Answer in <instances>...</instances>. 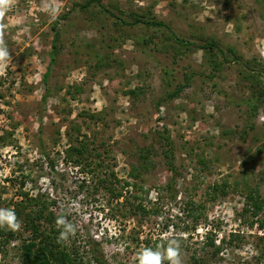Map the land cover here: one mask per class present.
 <instances>
[{
  "label": "rangeland",
  "instance_id": "obj_1",
  "mask_svg": "<svg viewBox=\"0 0 264 264\" xmlns=\"http://www.w3.org/2000/svg\"><path fill=\"white\" fill-rule=\"evenodd\" d=\"M101 1L116 17L98 5L83 9L85 0H57V15L51 0H16L5 13L12 60L0 76V209H14L24 193L44 195L74 232L69 243L87 256L88 239L96 240L108 264H139L168 247L181 249L180 264H264V227L240 215L251 189L264 198V102L251 105L264 92V0ZM134 15L166 27L126 24ZM56 22L58 53L45 81ZM174 36L217 42L238 60L216 70L213 51L177 49ZM165 130L175 173L166 164ZM82 140L93 167L106 168L99 189L98 175L66 156ZM143 149L153 165L134 180ZM107 185L125 197L113 199ZM130 193L138 196L131 203ZM140 203L149 214H132ZM210 231L222 247L217 257L206 244ZM20 247V239L0 241V264H22Z\"/></svg>",
  "mask_w": 264,
  "mask_h": 264
},
{
  "label": "trees",
  "instance_id": "obj_2",
  "mask_svg": "<svg viewBox=\"0 0 264 264\" xmlns=\"http://www.w3.org/2000/svg\"><path fill=\"white\" fill-rule=\"evenodd\" d=\"M85 4L81 7L83 9H90L93 6L102 7L103 11L112 17H116L115 13L109 10L106 6L103 5L101 0H85ZM135 19L133 22H126L128 25H136L138 23H144V25L148 27L154 28H162L166 27V25L160 21L155 20L154 18H146L144 16L134 15ZM53 30L55 32V38L53 42V49L51 51V64L49 66L48 72L45 74L44 79L47 81L51 74V67L56 61V54L58 53L57 42L60 39V31L58 29V23L56 22L53 25ZM175 41L177 42V49L180 47H185L193 51V50H207L210 49L213 51V58L210 60L211 66L219 70L226 63L236 62L238 60V55L235 49L228 48L227 51L217 48V42H208L204 45H198L191 41L180 40L176 36H174ZM229 54H233L231 57ZM226 55V56H225ZM231 58V59H230ZM234 60V61H233ZM223 61H226L223 63ZM189 84V79H186L185 85H181L175 90L168 93V100H173L178 97L182 90H184L185 86ZM131 95L136 96L138 91L132 90L130 91ZM256 100H251L253 102L254 109L258 108V101L264 102V92L263 90H259L258 96H255ZM47 101V96L44 97V102ZM80 131V128H78ZM167 131L165 130L163 134H161L162 140L166 141L169 148L165 152L166 164L170 172L175 173V158L173 154V142L170 136L165 135ZM66 156L70 161H74L76 165L81 166L85 165L89 168L92 174L98 175L100 178V173H105L106 168L104 165L100 164L93 167V162L91 158H86L89 154V142L87 141H78L77 144L70 145L69 148L65 150ZM150 151L148 149H143L140 153V158H138L139 165L133 167L132 172L130 173V178L137 180L142 177L145 171L150 169L153 165V159L150 158ZM95 163V162H94ZM117 181L115 173L112 171L111 175ZM114 180V181H115ZM175 181V174L169 183V188L173 192L175 191L173 183ZM102 178L99 179L96 189H99L103 184ZM115 182L111 181V185H114ZM125 187L129 188L134 186V188H140V185L137 182L124 181ZM25 185V181L23 182V186ZM229 185L227 183L224 184L222 193L225 195L229 194L227 187ZM105 189H108L111 192V197L113 199H121L125 197V193L121 191H116L110 185L104 186ZM218 190V187H214V191ZM97 191V190H96ZM215 193L217 194V192ZM95 193V192H94ZM20 202L14 207L17 218L22 222V226L18 231H3L0 228V241H4L7 245L12 240L20 239L21 247H20V257L22 264H108L106 257L104 255L102 246L96 240L88 239L87 243L89 246L87 256H84L81 253L80 248L74 242L69 243V241L61 240L60 233L67 229L66 225L62 224L60 226L57 225V220L61 219V214H57L53 207H55V202L50 201L49 198H45L44 195H35L30 196L27 193L22 194ZM132 199H138V196L130 193L129 198H125L127 202ZM129 200V201H128ZM192 206V204H191ZM133 213L139 214L145 213V215L149 214L148 210L143 206V204L132 205ZM8 209H11V206H8ZM243 218L244 222H247L251 227H254L255 224H259L260 227H264V198L261 196L259 189H251V191L245 197V205L240 214ZM199 217L195 216V222H198ZM197 227V225H196ZM193 228L194 230L196 229ZM68 230V229H67ZM211 231L206 236V244L212 246L214 248L213 255L217 257L222 251L221 246L216 245V239H213L210 235ZM28 235V236H26ZM225 242V239H223ZM167 247L170 243L165 244ZM195 260H198L194 258ZM200 261V260H198Z\"/></svg>",
  "mask_w": 264,
  "mask_h": 264
},
{
  "label": "clouds",
  "instance_id": "obj_3",
  "mask_svg": "<svg viewBox=\"0 0 264 264\" xmlns=\"http://www.w3.org/2000/svg\"><path fill=\"white\" fill-rule=\"evenodd\" d=\"M16 3V0H0V76L6 75L9 61L12 60L9 49L3 39L4 24L2 20L5 13L9 11ZM50 7L52 12L57 15L60 11V5L57 0H51ZM264 55V53H262ZM64 222L61 219L57 220V225L60 226ZM22 226V222L17 218L16 213L12 209H0V228L7 227L10 231H18ZM73 231L64 229L60 233V239L66 240L68 235ZM179 247H168L165 250V256H161L158 253H149L138 257L139 264H162L164 259H167L169 264H180Z\"/></svg>",
  "mask_w": 264,
  "mask_h": 264
}]
</instances>
